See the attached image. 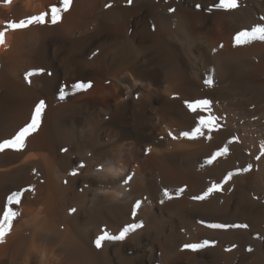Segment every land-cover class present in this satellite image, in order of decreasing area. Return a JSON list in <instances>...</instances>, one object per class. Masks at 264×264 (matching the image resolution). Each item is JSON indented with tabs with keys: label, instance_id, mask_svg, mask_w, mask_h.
<instances>
[{
	"label": "bare ground",
	"instance_id": "1",
	"mask_svg": "<svg viewBox=\"0 0 264 264\" xmlns=\"http://www.w3.org/2000/svg\"><path fill=\"white\" fill-rule=\"evenodd\" d=\"M217 3L72 0L56 24L49 15L5 31L0 141L30 120L40 99L46 107L22 150L0 152V215L11 193L34 188L13 206L19 215L0 242V264H264V41L234 39L264 23V0H238L231 10ZM53 5L60 0H0V31ZM80 82L92 86L72 87ZM197 99L211 104L194 113L185 101ZM201 115L216 117L215 127L180 137ZM249 164L221 191L191 199ZM138 221L143 227L124 240L95 247L102 229L118 235ZM205 239L216 243L183 248Z\"/></svg>",
	"mask_w": 264,
	"mask_h": 264
},
{
	"label": "snow or ice",
	"instance_id": "2",
	"mask_svg": "<svg viewBox=\"0 0 264 264\" xmlns=\"http://www.w3.org/2000/svg\"><path fill=\"white\" fill-rule=\"evenodd\" d=\"M6 2L10 3L11 0H6ZM72 0H60V7H57L55 5L50 6V9L48 12L41 13L39 15H31L27 17L26 19H21L18 22L11 21L6 23V28L4 31H0V44L4 43L5 38V31L7 29L11 30H20V29H26L27 27L37 24L42 25L47 22V17L50 15V21L52 24H56L60 18L61 13L66 12L69 9V6L71 5ZM127 3L130 5L132 3V0H127ZM106 7H111V5H106ZM216 8H222L225 10H231L238 7V0H219V3L215 5ZM170 12L174 11V9H169ZM261 20L264 21V17H261ZM241 37H244L245 39L241 41ZM236 42L239 44L241 42L243 43H249L251 40L259 39L261 41H264V23H257L255 24L250 30H244L240 31L236 34L234 37ZM223 47V45H221ZM215 51V49L213 50ZM34 75V73L29 72L27 73V77H30ZM26 77V78H27ZM207 84H212V78L209 77L206 81ZM92 85L91 83H76L72 87L74 89H87L90 88ZM63 92L61 93V99H63ZM211 101L208 99H197L194 101H185L186 107L192 111L197 112L198 110H206L210 106ZM46 107V102L43 99H40L33 108V111L31 113V118L28 122H26L22 127H20L16 133L10 138L0 141V152L4 151L5 149H12L16 151H20L25 147L26 139L34 133L40 126L41 120H42V114ZM216 120V117L214 116H208L205 118L204 116H199L198 120L196 121V124L191 130L189 131H182L179 136L183 138L188 139H195L200 136H204L205 129L210 130L212 127H215L214 121ZM168 136L171 137L173 140L178 139L177 136L173 135L171 131L168 132ZM231 143V141H229ZM62 151H67V149H62ZM229 151L228 146L225 145L222 148H219L217 151L212 153L210 157L206 160L207 164H212L213 161H215L218 157H221L225 155ZM261 156H264V142L261 144ZM256 159H260V156H257ZM84 165L81 164L80 167H83ZM252 168V165L249 164L247 167L242 169H237L235 172L230 171L228 172L224 177L221 183L212 182L210 186L203 191L199 195H194L191 197V199L196 201H203L205 200L210 194L213 192L221 191L223 188V184L228 183L229 180L233 177V175L238 174L239 172H247ZM70 175H77V172L73 171L69 173ZM132 179V176L129 175L125 180L124 183L127 184ZM186 187V186H185ZM25 191H34V188H27L19 191H15L11 193L7 197V202L5 205V208L3 210L2 215H0V242H3V239L7 232L11 228L12 221L19 215V212L15 210L13 207L14 205H19L21 203V197L23 196ZM185 191V188H179L176 190V196L178 197L181 193ZM163 197L165 199H172L173 196L169 192L167 188L163 189ZM161 203H164V200L162 199L160 201ZM141 207V201L137 200L134 202L132 209H131V215L133 217V220H135L137 211ZM70 212H75L76 209L72 208L69 210ZM203 223V221H201ZM143 227V221L133 222L123 227L122 230L119 231L118 235H113L106 229L101 230V234L98 235L95 240L94 244L97 249L101 248L104 241H122L125 239L127 234L131 231H135L139 228ZM208 227L213 229H228V228H247V224H226V223H213L209 224ZM215 241H209L207 239L198 242V243H185L183 245L184 249L192 250V251H199L201 249H204L209 246H214ZM235 247V246H233ZM227 251H231V249H226ZM249 252L252 251V248L249 247L247 249Z\"/></svg>",
	"mask_w": 264,
	"mask_h": 264
}]
</instances>
